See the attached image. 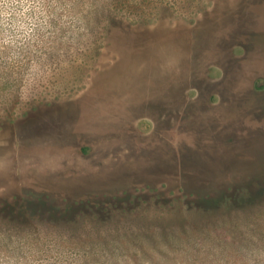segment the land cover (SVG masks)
Here are the masks:
<instances>
[{
  "label": "rangeland",
  "instance_id": "374dc122",
  "mask_svg": "<svg viewBox=\"0 0 264 264\" xmlns=\"http://www.w3.org/2000/svg\"><path fill=\"white\" fill-rule=\"evenodd\" d=\"M0 12V264H199L210 193L264 180V0Z\"/></svg>",
  "mask_w": 264,
  "mask_h": 264
},
{
  "label": "trees",
  "instance_id": "16d2710c",
  "mask_svg": "<svg viewBox=\"0 0 264 264\" xmlns=\"http://www.w3.org/2000/svg\"><path fill=\"white\" fill-rule=\"evenodd\" d=\"M234 182L239 193L231 194L227 189L210 193L209 208L203 205L210 218L217 220L202 232L199 264H250L240 260L234 251L240 250L250 257L255 256L253 252L264 250V180L244 176ZM64 211L72 212L70 208ZM182 214L177 213L176 217L186 222ZM252 262L264 264V258H254Z\"/></svg>",
  "mask_w": 264,
  "mask_h": 264
},
{
  "label": "clouds",
  "instance_id": "9594fccd",
  "mask_svg": "<svg viewBox=\"0 0 264 264\" xmlns=\"http://www.w3.org/2000/svg\"><path fill=\"white\" fill-rule=\"evenodd\" d=\"M16 3H18V0H0V4L15 5ZM0 15H3V13L0 12Z\"/></svg>",
  "mask_w": 264,
  "mask_h": 264
}]
</instances>
